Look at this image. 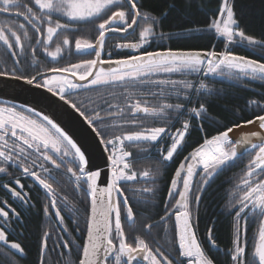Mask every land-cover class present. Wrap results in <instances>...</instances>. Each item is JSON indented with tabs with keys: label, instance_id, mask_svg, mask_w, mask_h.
<instances>
[{
	"label": "snow or ice",
	"instance_id": "snow-or-ice-1",
	"mask_svg": "<svg viewBox=\"0 0 264 264\" xmlns=\"http://www.w3.org/2000/svg\"><path fill=\"white\" fill-rule=\"evenodd\" d=\"M130 6V7H129ZM115 9V10H113ZM110 12V15L107 13ZM220 15L213 19L207 26V31L215 33L226 39L229 43H247L249 46H260L264 49V42L237 31V21L231 0H222L219 7ZM0 15L22 18V23L0 22V44L5 48L0 53V76H11L17 80H24L27 84H35L38 88H45L48 92L58 96L61 101L74 109L92 131L100 138L101 144L106 150H110L108 161L110 164V176L105 187L98 185L101 171H88L86 168L85 154L76 143L47 115L41 116L31 108H19L15 105L0 106V173L8 172V165L22 170V174L31 176L51 197L50 208L55 210V217L61 225L64 217L57 202V193L52 179L53 169H61L67 166L66 171L74 177L77 190L85 191L82 185H86V193L91 199L90 214L86 222V238L82 245L79 264H134L137 257H142L147 264H214L198 242L196 233L191 223L189 202L193 192L194 176L197 169L202 184L197 189L195 200L201 199L200 192L208 181L218 174L224 167L235 161L243 153L250 154L243 176L237 189L239 195L234 203L228 207L234 210V239L233 248L229 250L233 264H244L242 257L246 247L242 243L241 229L242 217L253 215L264 216V114H257L253 119L246 121V125H258L257 130H249L235 141L230 137L233 128H241L242 125H234L225 131L218 132L194 149L180 162L171 179L168 191L169 203L178 193L175 205V235L179 248L178 260L170 259L159 247L153 249L139 237L135 245L125 239V231L122 227V212L127 213V220H133V209L125 197L121 202L119 197L125 196L121 182L134 181L137 173L131 171L128 160L130 153L124 150L125 142H159L166 134L165 127L140 128L137 131L125 132L113 135L118 127L117 121L123 124H132L137 127L143 123L137 120L138 115L164 119L170 115H179L183 111L181 103H159L157 106H149L148 100L141 97H167L181 95V89L187 96V90L196 87V91L207 90L205 83L194 86L189 80L152 79L160 73L201 72L215 75L239 74L253 80L264 81V63L255 59H249L242 55L234 54L226 44L225 50L217 52L192 51V50H157L142 54L129 55L127 58L115 60H102L101 52L106 43V34L118 32L127 34L134 30L141 19L146 23L139 31V39L136 42L118 43L117 49H129L137 51L145 44L151 42L157 36L155 28L160 24V18L148 12L141 13L138 0H0ZM66 17L68 21H94L101 20L96 26L98 36L95 42L89 39H75V50L80 54L95 53L94 59H84L79 63H71L68 66L52 67L45 71L39 70L40 61L36 58L37 48L52 60H57L65 48L70 45L67 34L63 35L62 45L56 43L54 50L49 46L55 38L62 33H67L71 28L69 23H61L55 16ZM107 15V18H103ZM163 15H167L165 12ZM170 33H159V38L170 39ZM237 38L238 41H237ZM34 40V43H30ZM63 46V47H62ZM32 49V67L34 75L22 74L19 71L26 57L27 49ZM11 56L12 67L8 68V57ZM24 57V59H22ZM110 65L107 69L102 64ZM227 70V71H225ZM235 70V71H234ZM71 77V78H70ZM86 82V83H81ZM159 88L153 92L152 88ZM79 89H90L95 93V98L86 97L84 100L71 99V94ZM257 104V101H251ZM260 106V105H258ZM171 110V111H170ZM195 117H200L205 111L201 104L188 110ZM131 118H128V113ZM190 124L188 120L183 122L182 129H177L171 134L172 143L166 154L162 153L163 161H170L182 146ZM243 150V152L241 151ZM254 153V154H253ZM50 163L53 169L46 165ZM159 165L157 166L158 171ZM39 169V172L36 171ZM130 173V174H129ZM47 174V175H45ZM145 170L140 175L149 177ZM15 184L20 191L10 188L8 183L2 187L8 190L13 198L21 203H27V193H23V185L17 178ZM182 184V187H181ZM144 192H153V188H144ZM6 204V202H5ZM75 210V209H70ZM45 215H49V205L44 208ZM12 215L19 219V213L12 209ZM167 215V213H166ZM0 225L7 226L11 217L3 206H0ZM165 217H161L164 220ZM65 232L67 228L63 229ZM209 229L208 239L215 247V241ZM51 233L45 231L41 240L40 264H46L43 259L44 252L48 248V239ZM63 239V237H58ZM0 242L8 245L6 231L0 227ZM56 247H60L59 244ZM64 248L69 247L65 241ZM10 249L23 254L19 243H11ZM264 264V223L259 228V243L255 246L252 264Z\"/></svg>",
	"mask_w": 264,
	"mask_h": 264
},
{
	"label": "trees",
	"instance_id": "trees-1",
	"mask_svg": "<svg viewBox=\"0 0 264 264\" xmlns=\"http://www.w3.org/2000/svg\"><path fill=\"white\" fill-rule=\"evenodd\" d=\"M222 0H138V7L143 14L148 12L160 18V24L155 28L157 36L150 43L141 48L142 53L157 50H192L221 52L225 50L226 44L236 55H242L249 59H255L264 63V49L260 46H247L239 43H229L225 38H217L214 30L207 31L210 22L220 15L219 7ZM234 18L237 21L235 29L242 31L246 35L264 42V0H231ZM130 7V6H129ZM115 10V9H113ZM167 15H163L164 13ZM111 13L108 12L107 15ZM105 15L103 18H107ZM92 30V42L98 36L96 26L102 22L97 19L87 21ZM146 26L143 19L138 23L135 31L125 38L115 36L111 39L106 37L103 56L106 52H111L112 56H127L131 52L116 50L118 42H135L139 39V31ZM170 33V39L159 38V33ZM54 64H58L55 62ZM200 72L165 73L157 74L160 79L189 80L193 83L198 79ZM156 76V75H155ZM202 82L207 90H200L195 101L196 107L204 105L205 111L201 113L198 120L195 117L189 118L186 115V105L192 89H188V95H171L172 101L169 103H181L183 111L179 115H170L169 120L162 124H148V127H165V141L157 144L152 143L147 146L130 145L125 143V148L133 153L136 172H156L147 179L149 182H158V187L153 188V192H143L139 194V199H130L128 190L124 189L125 197L129 201V206L133 209L134 218L131 222L127 220V213L122 212L121 221L125 231V239L128 243L135 245L137 237L144 239L150 247H157L165 234V223H155L166 214L164 208L170 207L168 191L174 170L179 166L180 161L174 160L170 164L163 163L160 158L162 153H166L172 143L171 134L177 129H182L183 122L190 119V128L182 148L178 152L182 156L191 153L199 147L205 139L211 138L218 132L225 131L234 125L246 123L257 114H264V81L253 80L248 77L235 74L228 75L204 74ZM201 83V82H200ZM159 91V88H152ZM86 97L95 98V93L90 89L74 91L70 98L74 100H84ZM257 101V104H251ZM171 111V110H170ZM130 117V116H129ZM131 118V117H130ZM145 117H136L143 120ZM116 127L113 135L125 132L137 131L146 125H121ZM156 145V148H155ZM155 148V149H154ZM152 151L155 157H147ZM177 154V153H176ZM254 154V153H253ZM250 154L244 153L235 159L234 162L224 167L218 174L214 175L200 192L201 199L198 206L192 211V223L197 235L198 242L202 245L206 255L213 259L214 264H233L231 261L230 249L233 248L234 239V210L228 205L234 203L240 194L237 185L246 169L250 159ZM159 165L158 171L157 166ZM53 169V165H46ZM67 166L61 169H53L52 179L49 181L57 193V202L64 217V224L61 225L55 217V210L50 208L51 198L46 191L31 176L22 174V170L13 171L11 174L1 175L0 197L1 204L7 211L15 209L19 213V219L10 214V221L7 226L0 225L6 231L8 245L0 242V264H40L42 259L40 254L41 240L43 233H51L48 239V248L44 252L43 259L46 264H79L82 252V245L86 236V222L90 212L89 196L86 191H79L64 174ZM39 172V169H36ZM202 172L199 168L197 173ZM140 173V174H141ZM47 175V174H45ZM23 185V193H27V203H21L13 198L10 192L2 187L8 183L10 188L20 191L19 185L15 184L16 179ZM128 182H121L122 187ZM200 175L198 176V186L202 184ZM176 197V196H175ZM6 202V204H5ZM122 202V201H121ZM49 205V215H45L44 208ZM70 209H75L70 210ZM192 209V208H191ZM10 213V212H9ZM264 216L253 215L241 219V229L243 234L242 243L246 247V252L242 257L244 264H252L255 246L259 240V228L263 223ZM67 228L68 231L63 229ZM215 244L220 247L219 251H214L208 242L209 229ZM63 237V239H58ZM65 241L69 242V247L64 248ZM19 243L23 249V254L10 249L11 243ZM59 244L60 247H56ZM257 260V259H256ZM258 264V263H257Z\"/></svg>",
	"mask_w": 264,
	"mask_h": 264
},
{
	"label": "flooded vegetation",
	"instance_id": "flooded-vegetation-1",
	"mask_svg": "<svg viewBox=\"0 0 264 264\" xmlns=\"http://www.w3.org/2000/svg\"><path fill=\"white\" fill-rule=\"evenodd\" d=\"M25 2H28V0H25ZM54 18L59 19L61 23H69L71 25V28L69 29V31L67 33H62L60 36L56 37L54 42L49 46V49L54 50L56 43H60L62 45V40H63L64 34L68 35L69 40H70V45L63 50L61 57H58L57 60H52L51 57H48L46 55V53L43 52L42 48L38 47L37 53H36V58L38 61H40V64L38 65L39 70L45 71L46 69L52 68V67H63V66H68L71 63H79L80 61H82L84 59H94L95 58L94 52L91 53L90 55H88V54L77 53L75 50V39L82 38V39H89L90 41L92 40V30H91V27H89L87 25L90 23H88L87 21H68L66 17L59 16V15L55 16ZM4 21H8L10 23H22V22H24L22 20V18H20V19H17L15 17L9 18L6 15H0V22H4ZM110 37L112 39L115 36H110ZM30 43H34V40L31 41ZM4 51H5L4 46L2 44H0V53H3ZM140 51H141V49L137 50L136 52L130 53L129 55L142 54V52H140ZM106 53L107 54H105L104 56L102 54V57H101L102 60H105V61L109 60V59L115 60V59H120V58H127V56H129V55H127V56H112V53L110 51L106 52ZM24 56L26 57L24 63L21 66H18L20 73L27 74V75H34L35 69L32 67V59H31L32 49L31 48L27 49ZM22 59H24V57H22ZM55 62H58V64H54ZM3 67H4V65L0 64V69H2ZM11 67H12V60H11V56L9 55V57H8V68L10 69ZM158 76H160V75H158ZM158 76L157 75L153 76L152 79L159 80L160 78ZM197 80H196V82H197ZM195 83H194V86H195ZM156 88H158V87H156ZM151 90L153 92H158L156 89H151ZM194 98L196 99V91L194 90V87H193L191 92H190V95L188 97V101H187V105H186L187 111L185 113L186 115H189L190 112L188 110L190 108H192L194 106V103L196 102ZM141 99L142 100H144V99L148 100L149 106H157L159 103H169L172 101L171 96H167V97L144 96V97H141ZM0 104H2V103H0ZM127 115H128V118L131 117L130 112ZM137 117H144V116L138 115ZM169 119L170 118L168 117L167 120H169ZM142 121H143V123L140 125H146L147 127H145V128H149L148 124L158 125V124H162L165 122L164 119L155 118V117H145ZM117 123L121 124V125H128V124H123V122L119 121V120L117 121ZM129 125H132V124H129ZM165 136H166V134L163 135V138L160 139V141H163V140L165 141V139H164ZM125 143H127V142H125ZM157 143L158 142H156L155 144H157ZM127 144H130V143H127ZM148 144H152V143L151 142H143V143H138V144L136 143V144H130V145L147 146ZM155 148H156V145H155ZM181 148H182V146L180 147V149ZM109 150H111V149L109 148ZM124 150L127 151V149L125 148V144H124ZM131 155L133 156V153ZM148 155L149 156H147V157H155V155H153L152 151ZM188 155H189V153L182 156L181 152H177V154L174 155V157L170 163H172L174 160H177V161L179 160L181 162L184 159V157L188 156ZM136 160H137V158L134 159V162ZM160 160L163 163L170 164V163H167L166 161H163L162 154H161ZM7 167H8V172L7 173H0V176L4 175V174L9 175L13 171L21 170L19 168L12 167L11 164H9ZM132 170L134 172H136L134 164H133ZM175 170H174V173H175ZM198 170H199V168L197 169V171ZM136 173H137L136 179L134 181H130L129 184H125L123 187L124 189L129 188V190L127 189L128 190L127 192L129 193L128 196L130 199H134V198L139 199V194L140 195L143 194L144 191L141 192V190L144 188L158 187L159 186L158 182L147 181L148 177L147 178L142 177L140 175L141 172H139V173L136 172ZM174 173H173V175H174ZM198 176H199L198 173H197V175L194 176L193 188H194V186H196L198 184ZM0 182H2L1 177H0ZM170 186H171V184H170ZM181 187H182V184H181ZM198 188H199V186H198ZM196 194H197V188H195L191 194V198H190V202H189L190 213H192V211L195 212V210L198 206V202L195 200ZM178 198H179V196L177 193L176 197L173 200V204L170 207L164 208L166 210L167 215L165 214L162 216V217H165V219L160 223H163V222L165 223L166 230H165L164 238L160 242L161 244L157 246L161 249L162 252H164L165 255L169 256V258L173 259L174 261L180 259L179 258L178 243H177L176 235H175V223H176V221H175V209L173 207L175 205L176 199H178ZM1 202H2V198L0 197V206H3L1 204ZM8 212H10L9 215L12 213L10 210ZM134 217L135 216L133 214V218ZM192 218H193V216L191 214V223H192ZM0 219H2V218H0ZM192 225H193V223H192ZM193 228H194V225H193ZM157 247L153 246V249H156ZM183 264H187V261L184 260Z\"/></svg>",
	"mask_w": 264,
	"mask_h": 264
},
{
	"label": "water",
	"instance_id": "water-1",
	"mask_svg": "<svg viewBox=\"0 0 264 264\" xmlns=\"http://www.w3.org/2000/svg\"><path fill=\"white\" fill-rule=\"evenodd\" d=\"M136 28V26H135ZM135 30V29H134ZM130 29L127 34L110 32L107 36H120L122 38L127 37L134 32ZM102 56V52H101ZM110 65L102 64L101 67L108 68ZM71 78V77H70ZM86 83V82H81ZM82 90V89H79ZM78 91V90H76ZM0 103L15 105L18 108L23 106L24 108H31L35 112H39L41 116L47 115L53 120L72 140L81 151L85 154L87 161L86 168L88 171H101V177L98 180L100 187L107 185L108 178L110 176V164L108 161V150L101 144L100 138L92 131L91 127L85 122L84 118L79 115L69 105L65 104L59 99L58 96L48 92L45 88H38L35 84L29 85L24 80H17L11 76H0ZM142 115V114H141ZM241 128H233V132L230 133V137L235 141L242 134H246L249 130H257L258 125H246V123L240 124ZM128 143V142H127ZM143 143V142H139ZM156 143V142H151ZM136 144V143H131ZM243 152V150H241ZM244 154V153H243ZM242 156V155H241ZM125 198L119 197V200ZM90 207L91 199L89 197ZM90 214V212H89ZM163 220H159L155 223H160ZM86 238V236H85ZM85 241V240H84ZM208 242L212 246V242L208 239ZM259 243V240H258ZM257 243V244H258ZM214 251H219L220 247L215 244L212 246ZM257 263H258V258ZM147 262L142 257H137L134 264H146Z\"/></svg>",
	"mask_w": 264,
	"mask_h": 264
},
{
	"label": "rangeland",
	"instance_id": "rangeland-1",
	"mask_svg": "<svg viewBox=\"0 0 264 264\" xmlns=\"http://www.w3.org/2000/svg\"><path fill=\"white\" fill-rule=\"evenodd\" d=\"M128 42H130V41H127V43ZM119 43V42H118ZM225 71H227V70H225ZM235 71V70H234ZM160 74H165V73H160ZM202 79H203V77L201 78V82H202ZM0 106H6V105H4V104H0ZM66 174H64L68 179H70V177L71 178H73L72 176H71V174L70 173H67V172H65ZM70 181L73 183V185L76 187V185H75V183L70 179ZM263 223H264V219H263Z\"/></svg>",
	"mask_w": 264,
	"mask_h": 264
},
{
	"label": "built area",
	"instance_id": "built-area-1",
	"mask_svg": "<svg viewBox=\"0 0 264 264\" xmlns=\"http://www.w3.org/2000/svg\"><path fill=\"white\" fill-rule=\"evenodd\" d=\"M217 38H222L220 36L217 35ZM239 38H237V41H238ZM236 43H239V42H236ZM239 44H242V45H248L246 42L245 43H239ZM196 86H198V83L196 84ZM194 90H196V87L194 88ZM194 107H196V105H194ZM193 115V114H192ZM130 164H131V160H130V157L128 158ZM72 181L74 182V177L72 178ZM83 187V185H82Z\"/></svg>",
	"mask_w": 264,
	"mask_h": 264
}]
</instances>
